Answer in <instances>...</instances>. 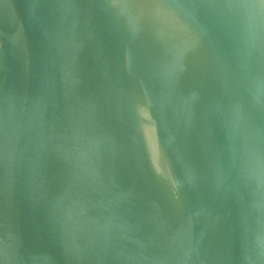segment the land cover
Listing matches in <instances>:
<instances>
[{"label":"water","instance_id":"95a60500","mask_svg":"<svg viewBox=\"0 0 264 264\" xmlns=\"http://www.w3.org/2000/svg\"><path fill=\"white\" fill-rule=\"evenodd\" d=\"M0 264H264V0H0Z\"/></svg>","mask_w":264,"mask_h":264}]
</instances>
